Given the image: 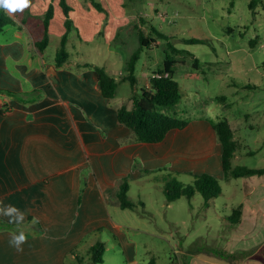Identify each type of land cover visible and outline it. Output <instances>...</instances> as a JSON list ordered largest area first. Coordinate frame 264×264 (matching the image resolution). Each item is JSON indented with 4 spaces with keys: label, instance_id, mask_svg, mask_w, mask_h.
Returning <instances> with one entry per match:
<instances>
[{
    "label": "crops",
    "instance_id": "obj_1",
    "mask_svg": "<svg viewBox=\"0 0 264 264\" xmlns=\"http://www.w3.org/2000/svg\"><path fill=\"white\" fill-rule=\"evenodd\" d=\"M66 1L73 23L69 35H78L81 40L101 36L103 26L105 36L110 34L113 39L122 24L136 18L126 16L124 0H105L106 5ZM49 4L54 7L49 37L53 32L62 37L66 28L60 0H30L23 12L10 15L15 21L12 40L0 44V88L12 93L1 94V102L11 110H0V201L25 214L24 223L15 230H0V264H93L90 248L97 241L86 239L101 232L112 235L127 261L131 259L130 264H139L125 234L126 226L109 210L120 181L127 175L128 180H137L138 172L131 169L134 160H139L145 170L168 165L171 170L188 172L184 171L188 166L185 158L193 156L190 159L194 160L191 153L207 148L205 157H195V161L204 159L207 164L201 166L204 169L196 167L199 172L194 174L208 171L222 178L221 145L205 117L189 122L183 130H172L160 143L136 142L131 131L118 122L117 110L110 104L113 98L102 95L95 71L74 74L41 60L34 40L42 36L41 23ZM36 56L39 68H28ZM8 60L16 62L14 69L21 73L24 85L13 70L10 73ZM27 86L30 89H25ZM145 88L150 87L146 84ZM41 90L45 92L42 98ZM46 117L60 119L61 126L48 125L43 122ZM87 166L89 173L82 178ZM246 196L239 205L240 237L229 251L235 259L229 257L230 263L225 264H264L254 257L264 247L259 222L264 217V183L255 182ZM33 218L38 222L33 224ZM0 220L11 224L7 217L0 216ZM18 227L27 237L20 252L9 245V234ZM256 246L254 254L239 255ZM108 251L106 246L101 264ZM187 264L224 262L213 263L193 255Z\"/></svg>",
    "mask_w": 264,
    "mask_h": 264
},
{
    "label": "rangeland",
    "instance_id": "obj_2",
    "mask_svg": "<svg viewBox=\"0 0 264 264\" xmlns=\"http://www.w3.org/2000/svg\"><path fill=\"white\" fill-rule=\"evenodd\" d=\"M86 1L107 4L105 0ZM251 1L124 0L126 16L128 13L136 18L130 17L126 25L122 24L113 39L110 34L105 36L104 26L101 36L92 40L69 35L66 45L69 66L65 64L58 69L81 74L97 67L118 78L126 71L131 55L140 51L136 84L122 83L111 100V106L117 110L123 105L132 108L131 96L139 95L146 84L150 87L148 78L163 69L167 57L173 58L176 61L174 80L179 84L181 100L166 112L188 122L201 117L209 122L227 120L239 144L232 166L264 168V0H258L254 9L249 7ZM160 14H167L171 23L163 22ZM140 33L154 38L157 44L141 48ZM160 33L164 36H159ZM12 37L13 27L9 26L0 34V44L11 41ZM192 38L204 42L189 44L185 41ZM60 40L61 37L53 32L41 56L46 65L53 64ZM169 43L178 52H174ZM195 60L197 68L193 66ZM6 62L10 73L13 70L14 77L24 85L21 73L14 69L16 62ZM33 63L28 68H39L37 56ZM44 93L41 90V98ZM1 94L0 91V110H11L1 102ZM43 122L61 126L60 119L46 117ZM205 153H208L207 148L205 152L191 153L195 155L194 160L190 159L193 156H186L188 166L184 171L188 172H177L167 165L145 174L140 165V168L135 167L136 160L132 163L131 169L138 175L137 180H129L127 195L136 207L122 209L118 199H113L109 210L115 220L126 226L125 234L132 242L139 264H149L152 260L155 264H187L193 255L213 263L229 262V251L239 240L240 231L228 218L247 199L249 187L255 182L264 183V175L225 179L205 171L219 179L221 195L207 206L200 193L168 203L163 178L170 174L184 185L191 184L194 173L199 172L196 167L204 169L201 166L207 164L204 159L195 161V157H205ZM84 169L82 178L87 176L90 167ZM259 222L262 224L260 232L264 233V217ZM89 241L109 246L104 264H130L131 259L127 261L122 247L108 232L91 234L86 239ZM257 247L249 249L252 250L249 256L258 251ZM254 257L262 259L260 252Z\"/></svg>",
    "mask_w": 264,
    "mask_h": 264
},
{
    "label": "trees",
    "instance_id": "obj_3",
    "mask_svg": "<svg viewBox=\"0 0 264 264\" xmlns=\"http://www.w3.org/2000/svg\"><path fill=\"white\" fill-rule=\"evenodd\" d=\"M258 0H252L249 4L250 9H254ZM60 7L62 8L65 16L64 26L66 32L63 34L60 40L59 48L57 49L54 57V65L57 68L63 67L69 60V53L66 49L68 42V36L72 29V20L70 19L71 7L66 0H60ZM100 11L102 8L96 6ZM54 17V7L49 4L47 11L42 19V36L39 39L34 40L35 49L43 54L47 48L49 37V25ZM15 24L14 19L3 9H0V34L5 31L9 26ZM159 36H164L159 34ZM189 44L203 43L200 39H186ZM140 47H147L150 44H157L154 38L139 34ZM254 43V42H252ZM169 47L174 52H178L170 43ZM140 51L134 52L127 62L126 71L118 78L110 76L103 68H94L97 73L99 81L98 85L102 95L106 99H112L115 97L119 86L124 82H129L132 86L136 84L135 70L136 63L139 59ZM176 61L173 58L167 57L164 61L162 70L155 72L151 75L150 88H142L139 95L131 96L133 107L129 109L125 105L117 109L118 122L127 127L136 142L140 143H160L169 132L172 130H183L189 122L170 115L166 112V109L176 106L181 100L179 84L174 80V65ZM198 61H194V67L197 68ZM264 67V63H263ZM2 93H6L12 96V93L8 90L0 88ZM210 124L216 134L217 140L221 145V170L225 179L229 178H244L248 176H263L264 168H248L245 166H232V160L235 157L239 148L238 141L234 138L233 129L227 120L210 121ZM140 163L136 160L135 167H139ZM141 167V165H140ZM139 167V168H140ZM142 173H148V170L140 168ZM194 180L191 184L184 185L180 183L176 177L168 174L162 180L163 189L166 195L168 203H171L181 197H193L197 193H200L204 199V205H209L211 200L217 198L222 194L220 188L219 179L213 175L203 173L195 174ZM130 189L129 180L123 179L116 193V199L120 208L128 209L136 207V204L130 201L127 193ZM242 215V208L238 207L233 210V214L228 218L231 223H240ZM16 225H11L0 220V230L10 229L15 230ZM106 250V246L103 242H96L90 248V259L93 264L103 263V257ZM252 250L242 252L239 255L246 257ZM261 260L264 262V247L259 251ZM230 258L235 259V255H231ZM149 264H155L152 260Z\"/></svg>",
    "mask_w": 264,
    "mask_h": 264
},
{
    "label": "clouds",
    "instance_id": "obj_4",
    "mask_svg": "<svg viewBox=\"0 0 264 264\" xmlns=\"http://www.w3.org/2000/svg\"><path fill=\"white\" fill-rule=\"evenodd\" d=\"M30 5V0H0V9L5 10L9 15L23 12L25 8ZM0 216L7 217L8 222L17 226L21 225L25 221V214L21 212L14 205H4L0 201ZM37 219L33 218L32 223H37ZM9 245L16 249L17 252L22 251V245L27 242V237L23 230L19 227L16 231L10 232Z\"/></svg>",
    "mask_w": 264,
    "mask_h": 264
},
{
    "label": "built area",
    "instance_id": "obj_5",
    "mask_svg": "<svg viewBox=\"0 0 264 264\" xmlns=\"http://www.w3.org/2000/svg\"><path fill=\"white\" fill-rule=\"evenodd\" d=\"M159 16H160V18H161V20H162L163 22L171 23V18H169V16H168L167 14H160ZM148 81H149V83H150V81H151V77L148 78Z\"/></svg>",
    "mask_w": 264,
    "mask_h": 264
}]
</instances>
